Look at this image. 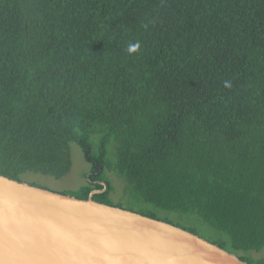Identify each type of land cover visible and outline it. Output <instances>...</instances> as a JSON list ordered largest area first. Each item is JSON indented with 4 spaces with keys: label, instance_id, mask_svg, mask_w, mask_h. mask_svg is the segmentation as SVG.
<instances>
[{
    "label": "trees",
    "instance_id": "obj_1",
    "mask_svg": "<svg viewBox=\"0 0 264 264\" xmlns=\"http://www.w3.org/2000/svg\"><path fill=\"white\" fill-rule=\"evenodd\" d=\"M71 143L90 169L60 193L123 207L114 171L123 208L261 252L264 0H0V175L59 179Z\"/></svg>",
    "mask_w": 264,
    "mask_h": 264
},
{
    "label": "water",
    "instance_id": "obj_2",
    "mask_svg": "<svg viewBox=\"0 0 264 264\" xmlns=\"http://www.w3.org/2000/svg\"><path fill=\"white\" fill-rule=\"evenodd\" d=\"M0 175V264H248L171 223Z\"/></svg>",
    "mask_w": 264,
    "mask_h": 264
},
{
    "label": "rangeland",
    "instance_id": "obj_3",
    "mask_svg": "<svg viewBox=\"0 0 264 264\" xmlns=\"http://www.w3.org/2000/svg\"><path fill=\"white\" fill-rule=\"evenodd\" d=\"M95 138L97 139V136H95ZM70 152L72 166L69 173L65 176L56 179L50 175L29 172L23 174V179L26 182H36L38 184L45 185L49 189L58 192L78 189L86 183V174L89 172L90 164L84 159L82 151L77 144H70ZM108 157H111V152H109ZM104 174L112 185L113 190L111 191L109 197L114 204H119L123 207H135L139 205L134 200L130 199V195L125 192L126 181L122 177L110 170H105ZM169 215L174 218H179V216L175 213H170ZM182 219L186 221V218ZM196 225L204 235L221 236L227 239L226 234L215 231L212 227L205 223H196ZM236 253L237 255L247 256L253 259L264 258V249L261 252L238 250Z\"/></svg>",
    "mask_w": 264,
    "mask_h": 264
},
{
    "label": "clouds",
    "instance_id": "obj_4",
    "mask_svg": "<svg viewBox=\"0 0 264 264\" xmlns=\"http://www.w3.org/2000/svg\"><path fill=\"white\" fill-rule=\"evenodd\" d=\"M138 48H139V44L138 43L130 44L129 47H128V50H129V52H135V51H137Z\"/></svg>",
    "mask_w": 264,
    "mask_h": 264
}]
</instances>
